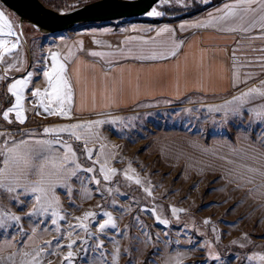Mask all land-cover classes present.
I'll return each instance as SVG.
<instances>
[{"label": "crops", "instance_id": "crops-1", "mask_svg": "<svg viewBox=\"0 0 264 264\" xmlns=\"http://www.w3.org/2000/svg\"><path fill=\"white\" fill-rule=\"evenodd\" d=\"M235 2L236 0H225L204 12L176 22L155 24L128 19L114 24L101 23V27L78 31L71 29L55 35L42 34L31 24L24 23L20 47L6 55V64H0V74L7 77L0 83V131L12 132L16 141L43 139L45 127L104 121L94 128L98 139L88 145L94 149L93 160H88L83 153L82 140L77 141L67 133L61 134L76 150L82 167L95 169L93 173H78L86 191H82L80 182L75 178L72 181L76 198L87 202L93 196L92 187H98L94 180H90L92 176L101 181L100 185L110 183L116 176L105 181L99 171L100 164L93 162L104 146L105 154H110L106 166L116 169L115 148L104 134L107 125L113 123L112 117L136 111L166 109L171 107V103L188 100L205 104L207 108L221 104L250 87L258 86L264 80V69L261 67L264 61V32L259 28L245 33L220 30L221 27L230 26L229 24L199 28L188 26L197 21L208 20L210 12L220 15L216 9ZM0 7L9 13L16 31H21L19 17L1 2ZM181 24L185 25L184 30H181ZM165 25L174 31L157 36V30ZM134 27L136 30H133ZM173 43L178 45L175 56L169 54ZM92 52L113 55L92 56ZM53 54L57 56L59 63L65 65V75L72 85L71 119L49 115L38 107L39 99L31 95L36 88L42 91L47 88L43 72L51 70ZM152 55L157 58H147ZM8 64H15L16 67L3 71ZM237 67L241 80L248 73H253L254 78L247 83H240L238 87L234 86ZM16 68L20 70L17 71ZM29 74H32V80L25 90L26 122L23 125L18 122L9 124L3 120L2 113L14 104L15 98L7 92V85L15 79H26ZM14 118L12 114L10 119ZM29 132L36 135H26ZM214 141L219 140L206 145L197 137L178 134L161 143V156L170 166L183 165V171L187 174H222V169L227 165L218 157L227 150ZM205 148L215 149L216 155L205 152ZM61 191L63 189H58V193ZM256 197L261 200L258 195Z\"/></svg>", "mask_w": 264, "mask_h": 264}, {"label": "rangeland", "instance_id": "rangeland-1", "mask_svg": "<svg viewBox=\"0 0 264 264\" xmlns=\"http://www.w3.org/2000/svg\"><path fill=\"white\" fill-rule=\"evenodd\" d=\"M82 1L91 3L93 0ZM197 1L202 3L201 0ZM194 4L195 0H161L154 8L164 15L152 17L146 14L144 17L156 20L164 17L167 10ZM95 27H101V23L80 24L72 29L78 31ZM188 101L171 103V107L166 109L136 111L111 118L117 123L107 125L104 134L116 151L114 165L117 174L110 183L92 187L93 196L85 203L79 201L74 192L71 198L64 190L59 193L63 209L61 214L65 216L63 221L58 222L60 230H56L49 218L48 231L41 232L38 237L41 245L46 241L52 243V247L47 249L46 260H50L51 264H66L63 261L68 250L66 246L75 239L73 251L76 258L73 264H104V261L107 264H163L162 256L177 252L185 253L188 257L183 264H217L208 256L209 249L204 244L208 241L212 246L211 251L218 253L224 264H261L258 256L264 255V200L250 195L247 188L237 190L234 184L222 179L221 173L187 174L183 171V165L170 166L163 161L161 143L178 134L197 137L206 145L224 138L207 134L213 126L212 116L205 111V104ZM189 108L193 110L192 114L187 112ZM205 119L209 121L207 125L202 124ZM215 119L219 122L220 115L215 114ZM247 122L248 115L245 113V126ZM201 129L204 130L203 135ZM229 129L227 137L231 138L235 134L231 122ZM125 172L133 179H126ZM137 178L141 184L135 182ZM145 186L150 188L152 196L144 191ZM108 188L113 191L107 192ZM0 202L22 217L24 232L30 234L35 218L30 223L28 217L6 195L0 196ZM173 207L184 210L177 213L178 220L171 212ZM153 210L155 215L169 221L167 227L157 223ZM89 211L96 215L84 221L89 228L85 234L77 227L79 221L76 218L84 217ZM104 212L112 214L117 228L108 227L101 233L98 224L107 220ZM205 220L211 223L205 224ZM39 227L43 229L44 225ZM15 231L13 228L10 234ZM70 231L72 237L67 235ZM245 234L247 240L243 239ZM85 239L87 244L82 243ZM22 240V236L16 235L17 245ZM189 240L193 243H189ZM100 241L103 242L102 248ZM233 241L239 243L233 245ZM3 242V238H0V246ZM114 242H119L118 259L117 244ZM57 243L64 247L56 248ZM240 243L245 247L241 248ZM193 248L195 251H192ZM254 255L255 259H247Z\"/></svg>", "mask_w": 264, "mask_h": 264}, {"label": "snow or ice", "instance_id": "snow-or-ice-1", "mask_svg": "<svg viewBox=\"0 0 264 264\" xmlns=\"http://www.w3.org/2000/svg\"><path fill=\"white\" fill-rule=\"evenodd\" d=\"M201 2L208 3V0H201ZM184 6L186 7L187 5ZM216 12L220 13V15H214L210 12L208 20L197 21L188 26L199 28L214 24H229L230 26L221 27L220 30L248 33L259 28L264 32V0H236L235 3L224 4L222 8L216 9ZM148 15L160 17L164 13L152 8ZM22 27L21 24V31L17 32L14 22L9 18V13H7L5 8L0 7V64H6V55L13 53L20 47ZM34 27L38 28L39 26L34 25ZM180 28L184 30L185 25L181 24ZM133 30H136L135 27ZM173 31V29L165 25L157 30V36ZM144 43H148V41H144ZM177 47L178 45L173 43L169 54L175 56ZM91 55L110 56L113 54L92 52ZM147 58L155 59L157 57L152 55ZM51 59L53 62L51 70L43 72L47 88L43 91L36 88L31 95L39 99L38 107L43 108L44 112L49 115L71 119L72 85L65 75V65L58 62L55 54L52 55ZM15 67V64H8L3 71L6 72ZM261 67L264 69V61H262ZM16 70L19 71L20 69L16 68ZM253 78L254 74L248 73L246 78L241 80L237 67L233 84L238 87L240 83H247L248 80ZM6 79L5 75L0 74V82ZM31 80L32 74H29L26 79H15L14 82L7 85V92L15 98L14 104L2 113L3 120L9 124L18 122L23 125L26 122L25 90ZM188 102L192 103L193 101L189 100ZM205 111L212 116L211 124L213 126L208 130L207 134L209 136L219 135L224 137L219 141H214L221 148L227 150L224 155L218 157L227 165V167L222 169V179L229 184H234L237 190L247 188L250 195H258L261 199H264V80L258 86L250 87L246 91L233 95L231 99H226L221 104L208 106ZM187 112L192 114L193 110L189 108ZM245 113L248 115L246 126L244 124ZM12 114H14V120L10 119ZM215 114L220 115L221 119L219 122L215 119ZM176 115H180V113H176ZM112 122L117 123L115 120ZM230 122L235 128V134L233 137L228 138L227 132L230 130ZM103 123L104 121H94L73 123L61 127H45L43 129L45 138L21 139L19 141L14 139L12 132L0 131V196L6 195L10 202H15L19 210L28 217L30 223L35 218L31 233H25L22 217L0 202V238H3L4 241L3 245L0 246V264H51L50 260H46V252L48 248L52 247V243L51 241H46L44 245H41L38 243V237L41 232L48 231L47 221L49 218H51V224L56 226L57 231L60 230L58 222L65 219V216L61 214L63 209L58 189H63L65 194L71 198L74 190L72 186L73 178L80 182L82 191H86L83 180L78 173L95 172L93 167H82L76 150L72 144L63 139L61 134L67 133L69 137H74L77 141L82 140L83 153L88 160H93L94 149L88 145L96 142L98 136L94 128ZM208 123L207 119L202 121L203 125ZM201 134H204L203 129H201ZM26 135L34 136L36 134L29 132ZM204 151L216 155L215 149L205 148ZM99 153V157L93 162L100 164L99 171L103 174L104 180L108 181L117 174L116 169H109L106 166L110 154H105L104 146L100 148ZM101 157L103 159H100ZM124 175L126 179H133V177L128 176L127 172ZM90 180H94L97 186L101 183L95 176H92ZM135 182L137 184L142 183L138 178ZM106 191L111 193L113 189L108 188ZM144 191L148 196L153 195L147 186L144 187ZM222 191H226V189H222ZM182 211L184 210L175 207L171 209L173 216H176L177 220L179 219L177 213ZM153 212L155 215L154 210ZM95 215L94 212L89 211L84 214V217H77L76 219L79 221L77 227L87 234L89 228L84 221ZM103 215L107 217V220L98 224L101 233H104L108 227L117 228L116 221L110 212H104ZM155 218L157 223L166 227L169 225L167 219L159 215H155ZM204 223L209 224L211 222L205 220ZM41 224L44 225L43 229L39 227ZM13 228L16 231L14 234H10V230ZM212 230L215 232V227ZM16 235L23 237L20 245L15 242ZM67 235L72 237L73 233L70 231ZM243 239H248L246 234ZM217 241H219L218 236ZM188 242L193 243L191 240ZM82 243L87 244V239L82 241ZM114 243L117 244L116 258L118 259L120 252L119 242ZM237 243L239 242L233 241V245ZM75 244L76 241L73 239L66 246L68 250L66 255L63 256V261L66 264H73L76 258V254L73 251ZM204 244L209 249V258L217 261V264H224L221 256L211 251V244L208 241H205ZM99 246L100 248L103 247L102 241L99 242ZM239 246L241 248L245 247L243 243H240ZM61 247L64 246L57 243L56 248L59 249ZM84 251L86 252L87 249H84ZM192 251H195V248ZM5 252L8 253L7 256L4 255ZM101 255L105 254L101 253ZM186 258H188L186 254L180 252L161 257L163 264H183ZM255 258V255L247 257L248 260ZM258 259L261 264H264V255H259ZM104 264H107V262L104 261Z\"/></svg>", "mask_w": 264, "mask_h": 264}, {"label": "water", "instance_id": "water-1", "mask_svg": "<svg viewBox=\"0 0 264 264\" xmlns=\"http://www.w3.org/2000/svg\"><path fill=\"white\" fill-rule=\"evenodd\" d=\"M161 0H96L67 12L45 6L41 0H0L19 17L20 25L29 23L40 33L55 35L80 24L112 23L144 17Z\"/></svg>", "mask_w": 264, "mask_h": 264}, {"label": "trees", "instance_id": "trees-1", "mask_svg": "<svg viewBox=\"0 0 264 264\" xmlns=\"http://www.w3.org/2000/svg\"><path fill=\"white\" fill-rule=\"evenodd\" d=\"M42 3L47 6L48 8H52L54 10H57L59 12L61 11H70L77 7H80L82 5H85L87 3H90V1L83 2L77 1V0H41ZM95 1V0H93ZM91 1V2H93ZM225 0H211L208 4H203L195 0V4L190 7H183V8H177L172 10H167V13L164 17H161L159 19H150V18H136L133 19L135 21H141V22H152L155 24H160L164 22H176L177 20L184 19L187 17H192L194 15H197L201 12H204L205 10L209 9L210 7L217 5ZM196 5V6H195ZM147 264V263H146Z\"/></svg>", "mask_w": 264, "mask_h": 264}]
</instances>
